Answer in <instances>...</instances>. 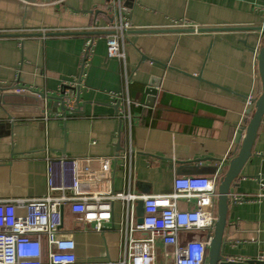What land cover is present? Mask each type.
<instances>
[{
  "label": "crops",
  "instance_id": "0c3cea01",
  "mask_svg": "<svg viewBox=\"0 0 264 264\" xmlns=\"http://www.w3.org/2000/svg\"><path fill=\"white\" fill-rule=\"evenodd\" d=\"M122 17L132 23L125 60L109 57L112 31H105ZM88 40L93 55L84 64ZM263 43L264 0H0V90L45 97L43 118L25 107L11 135L0 137V199L45 197L48 158H117L114 189L145 196L172 193L177 177L220 171L222 180L262 93ZM65 83H72L73 111L59 102ZM2 121L10 122L0 103ZM252 154L231 187L225 254L264 264V117ZM237 196L247 201L236 205ZM113 209L114 228L102 233L79 230L66 211L63 231L77 245L76 264L119 263L122 202ZM157 260L169 264L162 244Z\"/></svg>",
  "mask_w": 264,
  "mask_h": 264
},
{
  "label": "built area",
  "instance_id": "2783aa9c",
  "mask_svg": "<svg viewBox=\"0 0 264 264\" xmlns=\"http://www.w3.org/2000/svg\"><path fill=\"white\" fill-rule=\"evenodd\" d=\"M121 10L127 9L121 6ZM121 19L120 23L105 29L112 31L106 36L107 54L110 58L125 60L127 33L132 23ZM94 42L88 40L85 44L84 64L93 55ZM68 87L72 83L61 86L60 95L67 110L73 111ZM252 101L251 96L250 106ZM123 118L130 121V116L124 113ZM48 160L45 197L0 199V264H76L77 245L63 231L66 211L73 216L79 230L102 233L111 229L108 225L114 228L113 208L117 201L122 202L120 233L124 244L118 264H157L159 244L169 264H207L208 247L217 221L220 171L214 178L177 177L172 193L145 196L130 192V186L126 192L114 189L117 158ZM139 201L143 202L142 222L137 209ZM245 201L243 197L233 198L236 205ZM180 202H186L189 208L181 210ZM186 233L205 235L202 239L183 240L182 235Z\"/></svg>",
  "mask_w": 264,
  "mask_h": 264
},
{
  "label": "water",
  "instance_id": "95a60500",
  "mask_svg": "<svg viewBox=\"0 0 264 264\" xmlns=\"http://www.w3.org/2000/svg\"><path fill=\"white\" fill-rule=\"evenodd\" d=\"M181 31L193 32L194 30ZM259 50L258 67L262 85V93L258 99L255 100V105L249 112V114H251V120L247 126L240 129L236 135L237 143L240 145L239 150L236 157L229 163L228 169L226 171L227 173L220 181L218 186L219 198L217 203V221L215 223L216 225L214 227L213 236L208 247L207 264H263L262 262L258 261H231L228 260L229 258L225 254V247L229 242L228 235L230 232V224H228V219L231 187L235 183L236 179L241 176V171L253 156V145L264 117V43ZM7 92L8 91L4 89L0 90V103L1 107L7 112L10 122H0V132L2 130H6L5 135H1L0 133V137H8L11 135V129L15 126L12 120L13 118L19 117L20 112L24 111L25 107L27 108L28 106H34L32 108L36 110L35 113L32 112V114L28 116L37 119L43 118L45 110V97L38 92L28 91L26 94H8ZM148 92L149 94L155 96L157 94V85L154 83L151 84L149 86ZM61 101L62 99H59V102ZM61 107L65 110L63 105H61ZM137 187L142 193L150 194L149 185L138 183ZM137 209L140 222H142V216L144 214L142 201L137 203Z\"/></svg>",
  "mask_w": 264,
  "mask_h": 264
},
{
  "label": "rangeland",
  "instance_id": "374dc122",
  "mask_svg": "<svg viewBox=\"0 0 264 264\" xmlns=\"http://www.w3.org/2000/svg\"><path fill=\"white\" fill-rule=\"evenodd\" d=\"M202 235V234H201Z\"/></svg>",
  "mask_w": 264,
  "mask_h": 264
}]
</instances>
